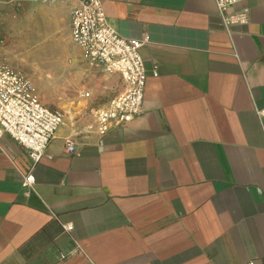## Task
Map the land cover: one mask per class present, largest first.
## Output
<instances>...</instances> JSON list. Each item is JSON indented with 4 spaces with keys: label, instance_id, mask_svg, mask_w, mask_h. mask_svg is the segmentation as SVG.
<instances>
[{
    "label": "crops",
    "instance_id": "1",
    "mask_svg": "<svg viewBox=\"0 0 264 264\" xmlns=\"http://www.w3.org/2000/svg\"><path fill=\"white\" fill-rule=\"evenodd\" d=\"M79 1L0 0V30L19 9V22L41 15L71 39ZM103 6L122 35L147 37L142 112L100 134L91 110L122 81H85L90 96L60 108L32 187L27 150L0 133V264H264V0L230 6L247 15L233 25L215 0ZM84 65H62L63 89Z\"/></svg>",
    "mask_w": 264,
    "mask_h": 264
},
{
    "label": "built area",
    "instance_id": "2",
    "mask_svg": "<svg viewBox=\"0 0 264 264\" xmlns=\"http://www.w3.org/2000/svg\"><path fill=\"white\" fill-rule=\"evenodd\" d=\"M240 1L243 0H215L224 25L247 22L245 11L227 12ZM70 37L78 46L83 63L105 74L117 73L122 81V89L105 105L92 108L97 131L103 134L112 124L127 123L139 115L147 78L140 49L147 37H127L116 30L108 20L103 0L79 1L70 13ZM80 96L88 98L90 92L82 90ZM256 113L264 117V105ZM63 122L64 111L42 103L31 81L0 57V133H7L22 145L32 162L22 186L34 184L31 169ZM67 149L72 151L73 145L68 144ZM62 227L72 229L70 222L62 223Z\"/></svg>",
    "mask_w": 264,
    "mask_h": 264
},
{
    "label": "rangeland",
    "instance_id": "3",
    "mask_svg": "<svg viewBox=\"0 0 264 264\" xmlns=\"http://www.w3.org/2000/svg\"><path fill=\"white\" fill-rule=\"evenodd\" d=\"M19 9H14L18 12ZM9 16L10 30H0V55L5 64L19 71L34 85L42 103L64 111H78L81 104L76 96L84 89V83H95L100 70L84 65V74L75 76L68 88L63 89L60 78L62 65L71 59L79 58L78 46L67 37L66 29L56 31L48 28L41 15L23 18L18 14ZM9 13V12H8Z\"/></svg>",
    "mask_w": 264,
    "mask_h": 264
}]
</instances>
